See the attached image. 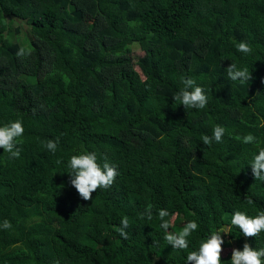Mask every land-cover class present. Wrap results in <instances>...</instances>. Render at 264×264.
<instances>
[{"label": "trees", "instance_id": "16d2710c", "mask_svg": "<svg viewBox=\"0 0 264 264\" xmlns=\"http://www.w3.org/2000/svg\"><path fill=\"white\" fill-rule=\"evenodd\" d=\"M231 63L251 81L229 80ZM189 76L208 97L202 110L172 98ZM17 119L20 157L0 149V264H186L216 231L222 264L244 243L264 247V231L245 238L231 225L237 210H264L249 166L257 144L237 139L264 147V0H0V126ZM215 125L225 135L205 145ZM56 138L53 154L43 144ZM85 150L118 172L89 201L66 166ZM159 209L172 214L169 231L198 223L188 249L164 240Z\"/></svg>", "mask_w": 264, "mask_h": 264}, {"label": "clouds", "instance_id": "9594fccd", "mask_svg": "<svg viewBox=\"0 0 264 264\" xmlns=\"http://www.w3.org/2000/svg\"><path fill=\"white\" fill-rule=\"evenodd\" d=\"M237 51L248 55L252 52V46L247 41H240L236 44ZM132 53V51H131ZM129 53V55L131 54ZM139 56L142 52L139 51ZM26 50L20 48L16 53L17 56H24ZM138 57V56H137ZM130 58V57H129ZM131 61V59H130ZM136 61L135 60L133 62ZM227 78L232 82H238L240 85L248 83L252 79V75L247 67L238 68L235 63H231L225 69ZM182 87L176 92L172 98L175 103L183 105L185 109L202 110L208 103V97L202 87L196 84L192 77L181 78ZM264 126V125H262ZM225 128L221 125H215L212 129V135L202 136V141L205 145L211 144L213 141L220 143L222 137L225 135ZM24 134V127L21 120L17 119L10 121L0 126V149L8 154L9 159H18L21 154V148L18 147V142ZM244 144H257L258 154H253L250 161L252 175L255 180L264 182V147H260L257 138L249 133L243 137H237ZM59 144V138L55 140L49 139L44 142L43 146L53 154H55ZM104 163L97 162V154L87 150L79 154L72 155L68 162L67 175L70 178V184L79 197L84 201L92 200V194L98 189H108L114 183L118 172L116 165L111 164L106 157L103 158ZM61 161H57L60 163ZM248 205L254 202L248 198L246 199ZM153 205L148 204L147 208L141 213V218H147L151 221L153 219ZM160 220V228L164 230V240L173 249L185 250L189 248L188 237L195 232L199 225L195 220L186 222L178 232L169 231L172 215L167 209H159L157 212ZM231 225L237 227L245 238H255L264 231V210L259 211L254 216L248 215L245 211L237 210L231 214ZM2 227L7 230L12 227L11 222L7 219L3 220ZM130 227L129 218L124 216L121 219V225L117 229L120 236L127 239V229ZM225 232L216 231L210 234L209 237L204 238L199 242L197 250L189 251L186 257V264H222L221 253L223 252V244L221 234ZM158 243V241H153ZM229 264H264V247L259 249L253 248L250 244L244 243L242 250L233 248L231 252V260Z\"/></svg>", "mask_w": 264, "mask_h": 264}, {"label": "rangeland", "instance_id": "374dc122", "mask_svg": "<svg viewBox=\"0 0 264 264\" xmlns=\"http://www.w3.org/2000/svg\"><path fill=\"white\" fill-rule=\"evenodd\" d=\"M3 18H5V17H3ZM5 20H6V19H5ZM85 20L88 21V20H89V17L86 16V17H85ZM15 25H16V23H15V24H10V26H11L12 28H14ZM19 25L21 26V30H23V25L20 24V23H19ZM23 36H24V34L22 33V34L20 35V39H24ZM139 54H140L139 51H137V50H135V49L132 50V53L129 55L132 64L134 63L133 61L135 60V57L139 56Z\"/></svg>", "mask_w": 264, "mask_h": 264}]
</instances>
